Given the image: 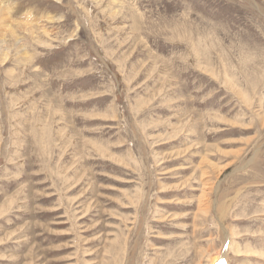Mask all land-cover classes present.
<instances>
[{
	"label": "rangeland",
	"instance_id": "374dc122",
	"mask_svg": "<svg viewBox=\"0 0 264 264\" xmlns=\"http://www.w3.org/2000/svg\"><path fill=\"white\" fill-rule=\"evenodd\" d=\"M0 2V264H264V0Z\"/></svg>",
	"mask_w": 264,
	"mask_h": 264
},
{
	"label": "bare ground",
	"instance_id": "6f19581e",
	"mask_svg": "<svg viewBox=\"0 0 264 264\" xmlns=\"http://www.w3.org/2000/svg\"><path fill=\"white\" fill-rule=\"evenodd\" d=\"M13 7L14 6H8L7 8H5L7 11L8 10H12L13 9ZM0 13H3V14H7L6 12H5V10L3 9V7L1 6V2H0ZM259 218H261V217H258L257 219H259ZM250 250H248L247 252H249ZM238 252H241L240 250H238Z\"/></svg>",
	"mask_w": 264,
	"mask_h": 264
}]
</instances>
